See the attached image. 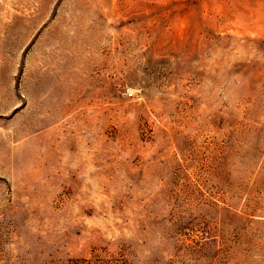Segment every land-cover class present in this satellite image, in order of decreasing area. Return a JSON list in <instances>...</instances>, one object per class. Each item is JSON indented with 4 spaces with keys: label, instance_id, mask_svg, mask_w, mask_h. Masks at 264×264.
I'll list each match as a JSON object with an SVG mask.
<instances>
[{
    "label": "rangeland",
    "instance_id": "rangeland-1",
    "mask_svg": "<svg viewBox=\"0 0 264 264\" xmlns=\"http://www.w3.org/2000/svg\"><path fill=\"white\" fill-rule=\"evenodd\" d=\"M0 264H264V0H0Z\"/></svg>",
    "mask_w": 264,
    "mask_h": 264
}]
</instances>
